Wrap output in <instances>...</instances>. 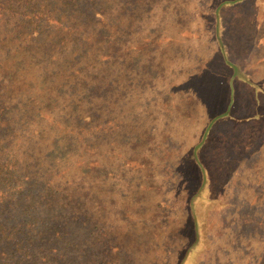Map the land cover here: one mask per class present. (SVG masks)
I'll return each mask as SVG.
<instances>
[{
    "label": "rangeland",
    "instance_id": "1",
    "mask_svg": "<svg viewBox=\"0 0 264 264\" xmlns=\"http://www.w3.org/2000/svg\"><path fill=\"white\" fill-rule=\"evenodd\" d=\"M11 1L0 23L13 40L0 39V264H177L201 226L186 264L213 261L214 233L260 210L242 197L247 179L264 176V122H234L223 143L198 147L201 177L205 157L224 155L193 206L197 227L185 157L207 113L189 98L217 82L184 71L191 52L178 37L187 15L202 19L200 0ZM237 101L250 109L254 95Z\"/></svg>",
    "mask_w": 264,
    "mask_h": 264
},
{
    "label": "trees",
    "instance_id": "2",
    "mask_svg": "<svg viewBox=\"0 0 264 264\" xmlns=\"http://www.w3.org/2000/svg\"><path fill=\"white\" fill-rule=\"evenodd\" d=\"M8 2L12 7L11 0H0V23L5 18L2 8ZM199 4L201 6L198 11L202 19L193 25V18L198 14L194 13L193 17L191 13L187 15V19L190 20L189 30L180 28L179 31L184 30V36L178 37L181 48L191 52V58L184 67V71H187L188 75L193 78L209 79L212 77L217 82L212 88L209 86L207 88L192 87L193 93L191 92L189 98L195 104L193 107L201 104L205 106L207 113L204 128L197 140L187 145L189 148H194L193 153L185 157L190 163L191 171L197 173L193 177L197 179V184L188 195L191 209L189 217L196 222L197 227H199V220L196 219L197 214L193 212V206L198 201H204L201 197V189L203 183L209 180L211 171H214L211 161L217 162L219 157L224 155L218 148L210 154L214 157L213 160L208 161L205 157L201 168L205 167L203 170L206 176L201 177L202 171L196 159L200 151L198 147L204 144L210 149L209 144L212 142L223 143L226 139L223 135L224 128L228 129V125L232 127L231 124L234 122L245 126L251 121L264 122V0H200ZM100 14L97 11L95 15L101 17ZM42 15L49 17V13L44 10ZM7 25L8 23H3L0 26V39L4 43L13 41L9 39V30L4 28ZM28 32L32 37H36L39 29L32 27ZM201 43H205L206 47L203 48ZM170 49L171 45L169 49L167 46L163 55H167ZM214 58L217 60L216 65L211 63ZM215 86L219 88L218 94H216ZM248 91L254 95L255 109L250 113L248 111L247 116L243 117L245 106L238 103L237 96L240 92ZM190 110L193 109L190 108ZM228 111L232 112V117L226 116L225 112ZM208 131L211 135L206 137L205 133ZM134 163L137 162L132 156L124 159L127 167H133ZM260 165L254 164L251 169L260 171L262 168ZM240 170L241 167L232 170L229 176L231 183L240 180L238 176H234L236 171ZM247 181L250 182L246 190L247 196L242 197V200L256 210L260 208L259 212L236 214L235 220L229 224L230 231L219 230L216 235L214 233L213 240L209 243V250L214 260L202 258L196 264H264V233L260 230L264 227L261 220L262 212H264V176L253 175ZM247 181L243 179L241 182L245 184L238 186V189H244L248 185ZM216 200V197L212 198V195H209L208 201L212 202L209 204L212 205ZM197 230L196 238L187 245L177 264H186L188 255L200 246L203 226ZM235 231H237L236 234L233 233Z\"/></svg>",
    "mask_w": 264,
    "mask_h": 264
},
{
    "label": "crops",
    "instance_id": "3",
    "mask_svg": "<svg viewBox=\"0 0 264 264\" xmlns=\"http://www.w3.org/2000/svg\"><path fill=\"white\" fill-rule=\"evenodd\" d=\"M254 109H255V105H254V104L250 107V109H249V107H246V106H245L244 112H245L246 114H248V111H249V113H250L251 111H254Z\"/></svg>",
    "mask_w": 264,
    "mask_h": 264
}]
</instances>
